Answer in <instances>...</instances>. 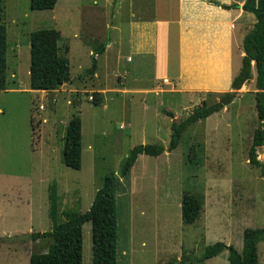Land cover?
<instances>
[{"label":"rangeland","instance_id":"rangeland-1","mask_svg":"<svg viewBox=\"0 0 264 264\" xmlns=\"http://www.w3.org/2000/svg\"><path fill=\"white\" fill-rule=\"evenodd\" d=\"M127 20V0H57L51 10L31 9L29 0H0V22L7 30V89L0 90V264H29L31 253L46 251L47 242L28 234L53 226L50 185L55 184L59 221L65 211L85 212L103 178L118 173L134 145L167 148L173 121L230 91L238 97L228 109L190 125L174 150L140 154L128 176L119 178L117 264L182 257H189L188 264H228L226 250L203 262L196 257L217 241L241 248L242 229L253 220L264 227V176L248 160L258 121L253 79L240 91L178 92L166 80L151 85L148 79L126 78L120 71L127 57ZM40 29L59 30L69 44L71 78L52 91L29 88V36ZM93 56L97 69L85 73ZM138 71L149 68L141 65ZM74 114L81 118L79 169L62 162L65 127ZM258 159L264 165V145ZM184 193L202 202L192 224L181 220ZM258 260L264 264V241ZM82 264H92L90 221L82 225Z\"/></svg>","mask_w":264,"mask_h":264},{"label":"trees","instance_id":"trees-1","mask_svg":"<svg viewBox=\"0 0 264 264\" xmlns=\"http://www.w3.org/2000/svg\"><path fill=\"white\" fill-rule=\"evenodd\" d=\"M57 0H29L34 10H51ZM227 8L229 6L223 5ZM243 10L252 12L256 18L253 28L243 38L244 55L238 74L231 82V88L239 89L251 78V62L255 66V108L257 126L253 131L248 148V160L260 168L264 176V165L258 159V148L264 145V0H246ZM102 44L95 54L102 53ZM69 44L64 41L59 30L40 29L29 36V88L52 91L70 80ZM7 30L0 22V90L7 89ZM97 62L93 56L85 73L93 74ZM235 91L226 92L214 103L202 102L179 122L171 124L170 141L165 148L159 143L134 145L120 162L118 173L103 178L96 190L89 209L85 212L65 211L64 220L59 221L57 213V193L55 184L49 187V217L53 226L48 231H34L28 234L32 241L47 242L46 251L31 253L29 264H82V225L90 221L92 242V264H117V209L116 190L120 179L127 177L131 167L140 154L158 156L165 150H174L186 129L195 122L220 111L235 96ZM171 116L169 112L166 113ZM81 118L74 114L65 127L62 144V162L72 169L81 165ZM202 202L192 193H184L181 202L183 224H192L200 216ZM264 240V227H246L243 231L242 248L237 250L232 244L217 241L203 248L196 257L197 262L227 251L228 264H258L257 243ZM189 257L170 260L163 264H188Z\"/></svg>","mask_w":264,"mask_h":264},{"label":"crops","instance_id":"crops-1","mask_svg":"<svg viewBox=\"0 0 264 264\" xmlns=\"http://www.w3.org/2000/svg\"><path fill=\"white\" fill-rule=\"evenodd\" d=\"M245 1L127 0L129 27L124 41L127 57L120 72L126 78L130 75L148 79L151 85L156 84V80H166L178 92H182L180 88L190 92L231 88L244 55L243 38L256 22L252 12L243 10ZM110 45L111 42L106 44L103 51ZM146 64L149 72L138 71V66ZM255 76L252 61L249 80L253 79L254 86ZM256 223L258 220H253V228Z\"/></svg>","mask_w":264,"mask_h":264}]
</instances>
